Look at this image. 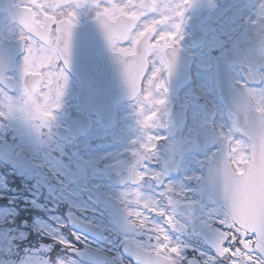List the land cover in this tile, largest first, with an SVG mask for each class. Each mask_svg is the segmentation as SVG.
<instances>
[{
  "label": "flooded vegetation",
  "instance_id": "1",
  "mask_svg": "<svg viewBox=\"0 0 264 264\" xmlns=\"http://www.w3.org/2000/svg\"><path fill=\"white\" fill-rule=\"evenodd\" d=\"M208 1L206 6L198 8L196 4L192 7L186 0H174L175 12L157 16L154 14L157 10L155 0H0V101L16 98L22 100L27 96L50 103L68 97L72 101L78 82L62 66L56 51L57 44L67 43L62 38L67 29L91 22H95L97 26L100 22L102 28L99 29L108 36L122 35L127 31L123 34L124 38H112L109 42L110 51L123 55L133 54L141 36L150 32L146 47L147 65L141 76L139 92L130 101L122 99L117 102L111 126L114 135L122 131L125 127L123 124L131 122L130 106L136 100L146 98L148 88L149 94H155L151 90L156 88L160 92L159 98L165 102V113H168L167 120L173 130V141L190 122L196 125L193 127V140L186 141V144L191 145V153L187 158L181 156L180 159L174 151L169 153L170 159L151 157L150 146L141 142L137 147L132 142L128 145L127 136L123 137V141L119 136L111 141L115 157L113 161L102 158L98 160L97 157L88 160L101 144L84 147L81 151L83 161L80 162V175L75 179V185L80 188L79 194L77 196L71 191L64 192L72 200L79 197V202L82 201L84 207L79 211L65 205L51 207L52 200L44 199L45 194L39 193L37 201L44 210H32L31 216H26L30 220L32 214L36 215L35 218L50 226H55L53 219L57 217L64 224L60 228V235L63 236L60 240L48 239L39 232L31 231L30 234L28 228L22 229L26 231V237L21 244L38 249L35 257L45 255L50 264H134L133 259L127 255L142 250L150 256L161 260L166 258L174 264H234L230 262L232 257L237 263H248L252 251L239 247L240 237L232 234L231 228L222 229L218 225L224 215L228 216L227 211L204 193L201 178L215 146L214 143L201 144L202 139L197 137V133L207 123L205 112L209 111L208 106L218 109L217 117L215 114L213 116L217 130L219 124L232 129L233 125L221 120L225 117L221 113L226 112L218 101L215 60L230 45L231 37L238 28L240 30L245 24L264 17V11L255 10L251 6L244 7V15L248 14L250 18L240 21L232 32H225V29L220 26L218 28V24H215L218 21L214 13L223 9L230 0H216L215 3H211L213 0ZM254 1L247 0L250 4ZM228 15L229 12L220 19L226 22ZM198 17L200 19L196 25L189 24L190 20ZM235 17L239 19V15ZM226 33L227 41L223 46L219 45V55L215 56L219 46L214 47V42L208 46L206 40ZM262 55L264 59V53ZM94 59L91 57L90 61L83 63L81 79L90 82L95 89H99L103 83L132 84L142 69L140 63L136 67L133 63L115 62L110 72L107 67L109 63L105 62L102 63L105 65V74H100L93 66L102 64L92 61ZM242 65L248 68L250 64L243 61ZM255 66V73L252 70L246 73L251 83L247 90L253 104L264 97L260 91L264 89V61L256 60ZM228 73L232 84L245 83L235 65H230ZM86 96H90L87 90L83 94L84 98ZM90 98L96 100L100 96ZM119 104L129 107V113H120ZM45 107L48 108L49 105ZM180 107L185 120L179 123L178 113H182ZM58 112L62 113V109H58ZM194 113H198L195 122ZM47 121L50 125L54 124V119L47 118ZM143 128L146 130V126L141 128L145 133ZM163 129L166 127L159 122L155 128H149L148 133L157 135ZM102 130L98 120L90 117L89 129L82 135L81 141L91 133H94V137ZM220 133L223 134L222 130ZM165 138H155L156 150L166 147ZM244 140L245 148L242 146V150L245 160L240 163L238 172L243 171L248 162V143ZM4 141V138L0 141V148L5 144ZM69 143L72 141L69 140ZM172 146L174 150L175 146ZM2 150L8 152L6 148H2L1 155ZM193 156L197 160L192 161ZM4 159L6 161L0 158V178H7V169L12 170L13 181L22 187L17 191L14 187L15 194L26 196L24 181L32 180L28 171L35 169V163L31 159L18 157L17 154ZM110 161L111 167L107 166ZM65 165L72 175H77L78 171L72 166V161L65 162ZM55 177L63 180L64 176L57 174ZM72 182L71 180L70 183ZM180 187L184 189L181 190ZM130 190L141 193L143 201L152 195L157 207L145 206L144 203L135 201L128 196ZM5 198L0 187L1 209L5 208ZM16 205L20 206L21 203L17 201ZM50 209L54 214L53 219L44 213ZM67 213L73 214V218L78 216L81 220L78 232L70 230ZM146 220L152 223H146ZM192 228L198 231V236L199 230L218 233L221 237L222 233H226L224 255L216 257L200 242L198 236H192L194 234L189 231ZM155 232L158 235L164 234L161 235V240L163 243L170 242V248L178 247V258L168 257L163 247L150 250L146 244L141 243L149 242L150 235ZM153 244H158V241ZM13 252V255L17 254L16 250ZM12 258L15 259V256Z\"/></svg>",
  "mask_w": 264,
  "mask_h": 264
},
{
  "label": "rangeland",
  "instance_id": "2",
  "mask_svg": "<svg viewBox=\"0 0 264 264\" xmlns=\"http://www.w3.org/2000/svg\"><path fill=\"white\" fill-rule=\"evenodd\" d=\"M186 1H188L192 7L196 4L198 8L206 6V4L209 3L208 0ZM203 2L205 4H202ZM215 2L217 1L213 0L211 3ZM155 3L157 5V10L154 14L157 16H161L163 15V13H173L172 11L175 12L174 0H158V2L155 0ZM250 6L255 10L262 9L264 11V2L258 0H255L252 4L248 3L247 0H230V2L223 9L218 10L214 13L216 21H218L215 22V24H218V28L221 27L222 29H225V32H232V30L237 27L240 21L250 18L248 14L244 15V11H242L244 7L249 8ZM239 10L240 13H238ZM227 12H229V15L227 17V21L225 22L224 20L220 19V17ZM235 15H239V19L236 18ZM226 35L227 33L220 34L218 36L214 35V37H210L209 39H207L206 43L208 44V46L211 42H214V47L221 44V46H223L227 41ZM221 46L217 48V53H215V56L219 55V48ZM147 90L149 92H147L146 98H140L139 100H136L132 106H130V108H132L130 112L132 115V120L128 124H123V126L125 127L121 132L118 133V135H114L112 128L104 129L98 132L95 135L97 136L96 138L95 136L93 137L94 133H91L86 139L82 140V149L87 145H98L114 141V139H117L118 136L120 137V140L123 141V137L127 136L129 143L128 145H130L132 142L137 147L141 142L144 143L147 147L150 146V151H152L151 157L170 159L168 155L170 152L174 151L179 155L180 159L181 156H185V158H187L189 153H191V145H189L188 143L186 144V141L188 139L193 140V131H195L193 127L196 125H193L190 122L189 125L185 129H183L182 134L178 135L179 137L173 141L171 139L173 130L167 120L168 113H165V102L164 100L159 98L160 92L155 88L151 90V92H155V94H149L150 89L148 88ZM260 91H262L261 93L264 94V89ZM70 101L71 100L68 97L67 99L62 101L54 100L52 103H50L37 98L34 99L30 96L24 97L22 100L21 98H16L13 100L9 99L8 101H0L2 112L0 113V117H2V120H0V141H2L3 138L6 140H14L17 146L15 153H18L19 148H25V150L30 153V157L35 161L36 165L33 171H28V173L32 176V180L29 182L24 181L25 185H23V190H25L26 196H17L15 194V190L17 191V189L22 188L20 185H18V182L13 181V179L10 177H7L5 179L0 178V187L4 191L6 200H8V202L10 203L16 201H19L21 203L18 208L12 207L7 209H0V219L7 218L12 220V216L19 215L22 219L27 220L26 216L30 215V211L36 209L39 211L44 210L41 208L42 205L37 201L39 193L45 194H43L44 199L52 200V204H50L51 207H61L65 205L72 209H78V211L81 210L82 207H84L82 206L84 205V203L82 201L79 202V197L77 198V200H72L64 193L65 191H71L77 196L79 194L80 188L79 186L75 185V179L80 175V162L83 161V158L80 157V151L75 150L67 144H60L55 141L51 136V125L47 121V118L51 117L52 119H54V122L57 123L56 111H54V109L56 110L59 107H64L65 105L71 103ZM48 105L49 107L46 108L45 106ZM118 106L120 108V113L121 111L122 113H129V107H127L125 104H119ZM168 106H170V104ZM255 106L259 110H264V97L262 98V100H258L255 103ZM197 114L198 113L193 114L194 122L197 118ZM159 122L163 127H166V129H163L162 132L158 130L160 132L157 133V135H150L148 133V129L155 128L157 124H159ZM142 126H146V130L143 128L145 130V133H143L141 130ZM219 129L222 130L223 134L229 137L231 132L233 133V129L229 130L224 126L220 127ZM157 136L166 137L164 140V144H166V147L163 146L162 150H156V145L154 143ZM237 139L238 141L234 144L232 151L236 166L239 168L240 163H243L245 160V154L242 150V146L243 148L245 147L243 139ZM172 145L175 146L174 150H172ZM2 153L4 154H2V157L4 158H6V156H12V154L10 155L9 152L5 153L3 150ZM96 157L98 158V160L102 158L106 159L107 161H113L112 159H115L112 150L94 154L93 157L89 156L88 160H94ZM67 159H70L72 161V166L78 171L77 175H72L71 171L68 170V167L65 165V160ZM195 160H197V158L193 156L192 161ZM111 161L107 166L111 167ZM40 166L44 167V169L41 170ZM48 174L51 176L48 177ZM56 174L63 175V180L57 179L55 177ZM48 178L51 180H48ZM71 180L73 181L72 184L70 183ZM14 187L16 188L15 190ZM180 189L182 190L184 189V187H180ZM12 190L14 192H12ZM128 196H131V198L135 201L144 203L145 206H151L153 208L157 207V204L154 202V197L152 195L148 199L146 198V200L144 199L143 201L141 193L135 190H130ZM44 213H46V215L49 214L50 216H52V213ZM34 216L36 217V215L32 214V219H30L29 221L30 224L28 229L30 231V234L32 231V233L39 232L48 237V239L53 238L56 240H60L63 238V236L60 235L61 230L59 228V224H57L56 226H50L48 223L40 221ZM54 219H56L58 223H61V221L58 220L57 217H55ZM146 223H152V221L146 220ZM0 230H4L0 231V264H4V261H7V259H12L14 261V259L12 258L13 248L20 247V245L23 244H21V242L24 241L26 237V231L20 230L19 225L16 222L11 227L6 226V230L5 228H1ZM189 231L194 234L192 236H198V231L196 229L192 228L189 229ZM161 235L164 236V234ZM161 235H158V233L155 232L153 235H150L149 242L143 243L141 241V243L146 244L150 250L163 247L164 252L166 255H168V257L178 258L180 255L178 247L174 246L173 248H170V242L163 243V241L161 240L163 239ZM156 237H158V239ZM154 241H158V244H153ZM2 259L4 260L2 261ZM14 262L15 264H49L48 261H46L42 257H34L29 255H20L18 258H15Z\"/></svg>",
  "mask_w": 264,
  "mask_h": 264
},
{
  "label": "water",
  "instance_id": "3",
  "mask_svg": "<svg viewBox=\"0 0 264 264\" xmlns=\"http://www.w3.org/2000/svg\"><path fill=\"white\" fill-rule=\"evenodd\" d=\"M250 169H253V175H255V168L254 166L251 167V165L249 166V170L248 172L243 175V176H238V177H233L232 179H238V186H236V191H242V190H249V189H260V190H264V181L260 182L261 180H253L251 181V185L249 187H246L244 185L243 179H248L249 178V171ZM233 197V196H231ZM261 233L262 236V245L264 246V233L262 231H259Z\"/></svg>",
  "mask_w": 264,
  "mask_h": 264
},
{
  "label": "bare ground",
  "instance_id": "4",
  "mask_svg": "<svg viewBox=\"0 0 264 264\" xmlns=\"http://www.w3.org/2000/svg\"><path fill=\"white\" fill-rule=\"evenodd\" d=\"M76 63L77 64H79V61L76 59ZM98 67H101V66H98V65H94L93 66V68H97V73H99V72H101L100 74H105V72H104V70L102 69V68H98ZM80 71H81V69H79ZM78 79H79V77L81 78V76L80 75H77L76 76ZM80 81L83 83V85H84V87L86 88V89H88L90 86H91V83L90 82H84L82 79H80ZM92 95H94V93L93 92H90ZM90 97H92V96H86V98L85 99H87V100H89V99H91Z\"/></svg>",
  "mask_w": 264,
  "mask_h": 264
}]
</instances>
